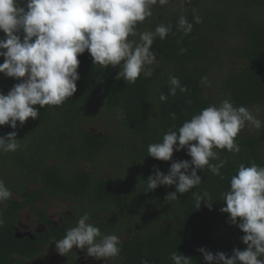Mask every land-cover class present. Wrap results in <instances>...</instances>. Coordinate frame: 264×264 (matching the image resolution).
I'll return each mask as SVG.
<instances>
[{"label":"trees","instance_id":"16d2710c","mask_svg":"<svg viewBox=\"0 0 264 264\" xmlns=\"http://www.w3.org/2000/svg\"><path fill=\"white\" fill-rule=\"evenodd\" d=\"M170 4L152 6V13H161L158 25L170 24L172 29L165 39L157 36L154 40L152 51L157 62L148 66L153 70L151 77L142 73L134 84L117 80L119 66L93 65L85 51L78 56L80 78L72 97L60 106H35L38 117L28 118L23 126L17 122L16 129L0 126V136L30 131L26 145L13 152L30 159L39 152L49 157L62 150L75 155L84 152V143L82 149L65 143L75 137L71 130L82 122L96 121L111 128L99 140L108 147L114 173L95 186L94 198L108 219L96 222L97 226L121 235V251L112 258V264H141L142 260L173 264L169 259L173 251L191 257L192 264H206L198 251L202 247L214 255L224 252L229 256L233 249L246 247L241 241L244 233L220 208L226 206L223 193L229 190L230 179L240 164L250 166L254 161L264 166V128L246 125L236 137L239 153L214 149L220 160L226 161L220 169L224 179L207 167L198 170L201 184L177 194L175 200L165 201V196L175 191L174 186L162 185L146 192V181L154 174V167L167 174L172 161L191 157L185 149L174 151L172 161L156 160L148 156V145L161 142L168 130H178L202 109L218 106L225 99L237 107L258 108L259 119L264 121V0H183L176 6ZM181 16L193 24L187 35L177 30ZM195 17H199V23ZM147 19L137 26L147 23ZM144 31L147 29L137 35ZM3 36L0 32V38ZM3 61L0 57V63ZM170 75L178 77L188 91L177 89L175 96L170 95ZM18 82L0 73V91L4 94ZM162 93L167 96L163 102ZM210 162L216 164L219 160ZM71 180L81 183L79 187L85 182L79 177ZM107 186L111 189H105ZM205 191L212 198V207L202 202L197 209L193 193L202 195Z\"/></svg>","mask_w":264,"mask_h":264},{"label":"clouds","instance_id":"9594fccd","mask_svg":"<svg viewBox=\"0 0 264 264\" xmlns=\"http://www.w3.org/2000/svg\"><path fill=\"white\" fill-rule=\"evenodd\" d=\"M183 2V0H182ZM190 2V0H188ZM166 5L169 0H0V73L18 83L4 94L0 91V126L17 128L28 118L36 119L39 108L60 106L77 91L79 80L78 56L87 51L93 65L119 66L116 79L135 83L143 73L151 77L157 62L152 45L158 36L161 40L172 26L159 24L154 31L139 33V43L130 40L137 35V24L152 15V6ZM197 23L199 17H195ZM193 24L181 16L177 30L185 35L192 31ZM185 50L181 49L183 53ZM206 79V78H205ZM169 94L175 96L188 91L176 76H169ZM160 100L166 101L165 94ZM259 112V109H256ZM175 118V113H172ZM257 130L264 128L252 110L234 106L225 99L217 105H210L186 120L178 130H168L162 141L148 145V156L160 161H172L174 151L186 149L190 160L172 161L165 174L154 167V174L147 179L146 192L159 186H174L175 191L165 196L175 200L177 194H184L200 185L202 177L198 170L207 167L214 175H221L220 169L226 161L220 160L214 149H226L239 153L236 137L245 126ZM17 132L0 136V151L14 152L19 149ZM219 160V163L210 161ZM197 209L204 202L211 209L212 198L208 192L193 193ZM12 197V192L0 180V202ZM226 206L220 208L228 214L229 221L244 235L241 241L244 250L235 248L231 256L224 252L215 255L200 248L206 264H264V166L254 161L250 166L240 164L230 179V188L223 193ZM85 213L76 226L67 229L62 239L53 241L60 255H67L75 246L86 250V257L96 260L115 258L120 254L121 238L115 234L103 235L100 229L90 223ZM5 224L0 215V228ZM173 264H192V258L173 251L169 255ZM141 264H149L142 260Z\"/></svg>","mask_w":264,"mask_h":264},{"label":"flooded vegetation","instance_id":"af4514ba","mask_svg":"<svg viewBox=\"0 0 264 264\" xmlns=\"http://www.w3.org/2000/svg\"><path fill=\"white\" fill-rule=\"evenodd\" d=\"M110 130L96 121L74 127L71 136L75 139L65 143L80 148L84 143L87 147L76 155L62 150L50 157L39 152L30 159L23 153L0 151V180L12 192L10 199L0 202V215L5 221L0 228V264H112V258L86 257V250L75 246L67 255H60L53 242L62 239L85 213L95 226L96 222H108L95 201L94 189L114 173L108 147L99 140ZM16 138L20 150L28 142L30 131ZM77 177L85 181L81 187L71 180ZM99 229L103 235L121 236Z\"/></svg>","mask_w":264,"mask_h":264},{"label":"rangeland","instance_id":"374dc122","mask_svg":"<svg viewBox=\"0 0 264 264\" xmlns=\"http://www.w3.org/2000/svg\"><path fill=\"white\" fill-rule=\"evenodd\" d=\"M182 3V0H169V3H171L170 4V6L173 4L174 6H176L178 3ZM168 3V4H169ZM165 6H167V4L165 5ZM154 8H152V10H153ZM158 13L156 12V13H152V15L150 16V17H148V19H147V23H140V25H138L137 26V28H136V31L138 32V31H141V30H144V29H147V31L148 30H152V29H154L157 25H158V23H159V15H161V13L159 14V15H157ZM153 17H155V18H153ZM138 37H139V35H137V36H134V38H131V37H129V39L130 40H134V41H136L137 43H139V40H138ZM136 38V39H135ZM256 109H258V108H251L250 110H252V112H253V114L254 115H256L257 116V118H260V114H261V112H260V110H259V112H257L256 111Z\"/></svg>","mask_w":264,"mask_h":264}]
</instances>
